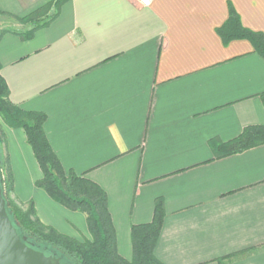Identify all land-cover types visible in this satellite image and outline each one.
I'll return each mask as SVG.
<instances>
[{"label":"crops","instance_id":"obj_1","mask_svg":"<svg viewBox=\"0 0 264 264\" xmlns=\"http://www.w3.org/2000/svg\"><path fill=\"white\" fill-rule=\"evenodd\" d=\"M55 0H0L23 18ZM230 6L264 35V0H69L24 41L0 39L11 102L47 116L46 137L65 170L108 195L120 256L131 227L165 219L155 249L163 264H264V145L216 159L211 139L264 126V59L247 40L217 33ZM3 22L0 16V29ZM13 175L11 198L39 220L90 239L86 218L54 202L22 129L0 122Z\"/></svg>","mask_w":264,"mask_h":264},{"label":"trees","instance_id":"obj_2","mask_svg":"<svg viewBox=\"0 0 264 264\" xmlns=\"http://www.w3.org/2000/svg\"><path fill=\"white\" fill-rule=\"evenodd\" d=\"M69 0H55L30 15L18 18L0 13L18 22L25 29H0V39L6 33H13L22 40L33 38L40 29L47 27L57 16L61 6ZM225 45L234 40L249 41L254 52L264 59V35L243 27L239 16L230 6L228 21L217 30ZM264 104V94L261 95ZM0 116L4 124L12 129H22L40 167L42 178L36 187L42 189L54 202L72 211L82 213L87 222L90 239L78 240L59 233L44 225L38 218L33 202L18 204L11 197L13 175L4 133L0 130V173L7 213L16 227L22 241L36 251L60 260L62 264H163L156 256L165 219L164 201L156 200L153 221L149 224L131 227L133 258L124 259L118 253L116 231L108 206V195L98 184L73 170H65L54 153L44 131L47 116L40 112H27L10 100L9 87L1 75L0 66ZM264 145V126L244 129L234 140L223 143L211 139L209 146L216 159L244 153ZM6 179H5V177ZM257 249L234 253L218 260L220 264Z\"/></svg>","mask_w":264,"mask_h":264},{"label":"water","instance_id":"obj_3","mask_svg":"<svg viewBox=\"0 0 264 264\" xmlns=\"http://www.w3.org/2000/svg\"><path fill=\"white\" fill-rule=\"evenodd\" d=\"M1 163V153H0ZM0 264H58L24 243L7 213L0 173Z\"/></svg>","mask_w":264,"mask_h":264},{"label":"rangeland","instance_id":"obj_4","mask_svg":"<svg viewBox=\"0 0 264 264\" xmlns=\"http://www.w3.org/2000/svg\"><path fill=\"white\" fill-rule=\"evenodd\" d=\"M1 21L3 22L2 24V28L6 29V30H23L25 29L24 27H22L18 22H16L15 20L11 19V18H8V17H1ZM0 122L1 123H4L2 121V118L0 116ZM2 173V171H1ZM2 175H4V173H2ZM5 177V176H4ZM6 179V177H5ZM4 189V188H3ZM10 197H11V194H10ZM84 238L83 237H80L78 240H83ZM54 261V260H53ZM55 263H58V264H62L60 260H57V261H54Z\"/></svg>","mask_w":264,"mask_h":264},{"label":"built area","instance_id":"obj_5","mask_svg":"<svg viewBox=\"0 0 264 264\" xmlns=\"http://www.w3.org/2000/svg\"><path fill=\"white\" fill-rule=\"evenodd\" d=\"M142 6H149L152 0H136Z\"/></svg>","mask_w":264,"mask_h":264}]
</instances>
